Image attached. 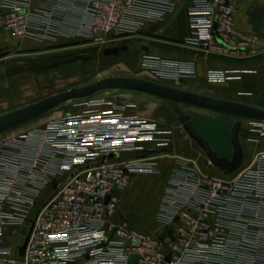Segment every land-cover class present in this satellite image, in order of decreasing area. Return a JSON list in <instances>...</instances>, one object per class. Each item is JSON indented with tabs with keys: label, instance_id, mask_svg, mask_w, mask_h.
<instances>
[{
	"label": "built area",
	"instance_id": "obj_1",
	"mask_svg": "<svg viewBox=\"0 0 264 264\" xmlns=\"http://www.w3.org/2000/svg\"><path fill=\"white\" fill-rule=\"evenodd\" d=\"M184 2L191 35L182 47L234 54L250 46L235 28L234 0H0V28L34 41L67 34L125 43ZM145 53L160 70L173 63ZM156 132L147 118L97 107L89 116L57 118L6 140L0 146V254L14 258L22 251L15 264H130L132 254L133 264H264V150L228 175L178 159L159 201L157 231L111 220L118 190L132 176L159 174L160 162L148 153L109 154L145 149L141 143L158 141ZM53 180L58 184L23 234L32 206ZM6 224L20 228L13 246L3 243Z\"/></svg>",
	"mask_w": 264,
	"mask_h": 264
},
{
	"label": "crops",
	"instance_id": "obj_2",
	"mask_svg": "<svg viewBox=\"0 0 264 264\" xmlns=\"http://www.w3.org/2000/svg\"><path fill=\"white\" fill-rule=\"evenodd\" d=\"M234 4L235 28L250 45L243 51H238L234 54L204 53L182 47L180 42L191 35L186 2L181 3L175 12L168 13L164 20L144 26L141 32L143 33L142 37L144 39H155L161 43V48H152L149 45L150 51L148 53L150 55L177 64L183 63L189 68V72L187 71L188 73L186 74L191 77H187L185 82L189 83L190 87H186V89L264 108V0H234ZM77 38L78 36L61 34L56 39L34 41L30 38H16L7 29L0 28V49L10 52L16 51L18 46L23 47L33 42L35 44L61 45ZM10 62L12 60H9L4 68L0 66V81L8 79L11 76L10 74L15 73L9 70ZM125 91L133 92L128 101H124L123 103L110 102L104 110L118 107L128 116H141L149 119L151 123L156 125L157 132L155 136L158 141H144L141 143L142 146L155 148L158 142H170L168 149L171 152L160 154H156L155 152H153L154 154L148 153L149 155L158 156L160 162L159 174L132 176L130 183L127 185L128 187L126 186L132 189V191H141V197L144 196V198L140 199V203L142 199L146 201V197L151 196V191L158 193L153 222L146 225L141 222L142 220H137L134 214L130 215L127 204L125 205L127 208L124 206L125 200L122 198V194L125 195V193L121 192L123 188L118 190L120 204L111 220L116 222L124 221L128 225L138 227L143 231L153 232L158 230L155 216L158 211L159 201L171 177L172 168L177 164L178 159L197 160L204 170L214 174L220 171L210 170L206 166H202L200 161H203L205 157H201V153H199L194 140L184 129L183 125L177 122L172 107H170L165 99L140 91ZM1 105L0 89V107H2ZM195 117V115L193 117L190 116L197 129L208 139L213 149L220 156L232 157L233 146L229 145L227 139L230 137L232 127L229 128L226 124L225 126H220L219 123L221 121L216 117L204 118V116L200 115V118L197 117L198 119ZM244 124L243 122L242 127ZM251 132L249 129L247 133L249 137ZM241 135L242 129L240 132L242 142ZM226 149H229V152H224ZM261 150H264V142H259L257 145L248 142L244 150L246 157L243 163L250 161L253 154ZM143 183H146V185ZM2 228L4 245L13 246L16 242L15 239L20 235V228L13 224L3 225ZM18 252L15 250L13 255L20 257ZM16 262L17 258H12L11 260V256L0 254V264H15Z\"/></svg>",
	"mask_w": 264,
	"mask_h": 264
},
{
	"label": "rangeland",
	"instance_id": "obj_3",
	"mask_svg": "<svg viewBox=\"0 0 264 264\" xmlns=\"http://www.w3.org/2000/svg\"><path fill=\"white\" fill-rule=\"evenodd\" d=\"M142 34L143 33L133 40L127 41L125 43H142L151 45L152 48H161V43L159 41L155 39H144ZM116 43L122 42L108 41L105 43H94L85 37H78L76 40L65 42L61 45L43 43L35 44L33 42L23 47L18 46L16 51L10 52L0 49V66L4 68L9 60L28 62L29 65H38L40 63L65 58L68 56V53L77 51H87L88 53H92L94 48H102L106 45ZM9 57L10 59L8 60ZM157 65L158 62L147 55L144 51L128 50L122 52L119 55L100 56L98 54L94 60L86 62L80 60L62 64L59 67L49 69L15 72L10 74L11 76L8 79L0 81L2 103V107H0V114L71 87L94 83L107 76H140L171 86H180L182 88L190 87L189 83L185 82L187 77H191L190 75L186 74L188 72L183 69V67L186 66L185 64L169 63L167 67L161 70L157 67ZM178 73H180V75ZM2 76L4 75L2 74ZM180 78H183L184 81L181 82ZM131 93L133 92L113 89L103 91L89 98L68 101L62 106L41 117L33 119L0 134V146H2L6 140L17 137L20 133H25L35 128H44L51 120L57 118L89 116L90 113H93L97 107L98 109L103 110L108 106L107 104H110V102L123 103L124 101H128V98H131L130 95H133ZM181 107L185 113L191 117L195 115V118H200V115L204 116V118H219L221 121L219 123L220 126H225L226 124L229 128H231L234 122L237 120V118L233 116L221 114L189 104H181ZM174 115L175 118H177V122L179 123L177 114L175 113ZM242 122L245 123L242 127L241 135L244 150L248 142H252L253 145H257L259 142H264V122H256L253 120H243ZM249 129L252 131L250 133V137L247 134ZM227 139L229 145L232 146L230 137ZM194 143L199 150V153H201V157L206 158L204 151L195 141ZM169 146L170 144L161 146L155 153H170L171 150L168 149ZM224 152H229V149H226ZM200 162L202 166L205 167L203 161ZM216 174L221 175L220 172H217ZM143 184L146 185V183ZM127 187L121 189V192L125 193V195L122 193L121 194L122 198L125 200L124 206L127 204L130 215L132 216L134 214V217H137V220H142L141 222L146 225L152 223L154 219L155 205L158 200V193H155L154 191L153 193L151 191V196L146 197V201L142 199L140 203V199L144 198V196L141 197V191H132V189ZM127 206L125 207L127 208ZM17 239L18 237L15 239V241L18 242ZM18 253L20 256L22 251H19ZM16 257L17 256H14V258ZM12 258L13 257H11V260Z\"/></svg>",
	"mask_w": 264,
	"mask_h": 264
},
{
	"label": "water",
	"instance_id": "obj_4",
	"mask_svg": "<svg viewBox=\"0 0 264 264\" xmlns=\"http://www.w3.org/2000/svg\"><path fill=\"white\" fill-rule=\"evenodd\" d=\"M128 50H141L144 52H149L150 46L148 44L142 43H116L106 45L102 48H94L92 50V53H88L87 51H77L69 53L65 58L40 63L38 65H29L28 62L12 61L9 64V70L11 72L38 71L59 67L62 64L80 60L84 62L91 61L94 60L98 54L100 56L119 55L122 52ZM181 81L183 82L184 80L181 79ZM113 89L140 91L165 99L170 107H172L173 111L177 114L178 120L183 125L184 129L204 151L206 155V158L203 159L204 165L210 170H218L226 175L233 173L237 169H239L246 157V153L240 139V132L243 125L242 121H264V108L261 107L236 100L210 96L207 94L192 91L178 86H171L140 76L115 75L101 78L94 83L71 87L69 89L48 95L32 103L1 113L0 134L33 119L41 117L51 112L52 110L62 106L68 101L89 98L103 91ZM181 104H190L237 118L232 126L230 134L233 146L232 157L228 158L220 156L217 151L213 149L208 139L204 135H202V133H200V131L191 120L190 116L182 109ZM158 150L159 148L155 147L123 153H110L109 158L133 154L145 155L147 153H152ZM57 184V180H53L40 194L39 198L32 206L27 216L26 225L21 228V232L23 234H26L28 229L27 226L33 220L38 207L45 201L49 193ZM168 231H170V227L165 229V232ZM164 235L165 233H162L160 237L163 238ZM135 259L136 255L132 254L129 257V263L133 264Z\"/></svg>",
	"mask_w": 264,
	"mask_h": 264
},
{
	"label": "trees",
	"instance_id": "obj_5",
	"mask_svg": "<svg viewBox=\"0 0 264 264\" xmlns=\"http://www.w3.org/2000/svg\"><path fill=\"white\" fill-rule=\"evenodd\" d=\"M69 54V53H68ZM156 152V151H155ZM153 153V152H152Z\"/></svg>",
	"mask_w": 264,
	"mask_h": 264
}]
</instances>
